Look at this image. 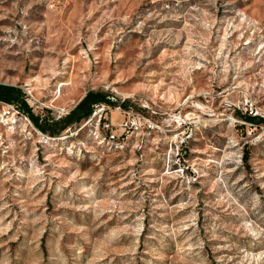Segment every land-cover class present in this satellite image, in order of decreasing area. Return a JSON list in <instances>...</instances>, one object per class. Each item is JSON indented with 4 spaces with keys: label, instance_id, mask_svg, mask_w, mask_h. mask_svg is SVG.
<instances>
[{
    "label": "rangeland",
    "instance_id": "1",
    "mask_svg": "<svg viewBox=\"0 0 264 264\" xmlns=\"http://www.w3.org/2000/svg\"><path fill=\"white\" fill-rule=\"evenodd\" d=\"M0 83L115 104L0 100V264H264V0H0Z\"/></svg>",
    "mask_w": 264,
    "mask_h": 264
},
{
    "label": "trees",
    "instance_id": "2",
    "mask_svg": "<svg viewBox=\"0 0 264 264\" xmlns=\"http://www.w3.org/2000/svg\"><path fill=\"white\" fill-rule=\"evenodd\" d=\"M0 100L18 103L22 111L29 116L35 126L42 132L50 135H57L61 130L88 118L92 114L94 107L98 104L103 103L115 106L106 94L90 90L67 114L58 119H52L47 116L41 120L38 115L32 112L28 103L22 98V90L19 87L0 83ZM246 119L251 121L255 118L253 116H246Z\"/></svg>",
    "mask_w": 264,
    "mask_h": 264
},
{
    "label": "built area",
    "instance_id": "3",
    "mask_svg": "<svg viewBox=\"0 0 264 264\" xmlns=\"http://www.w3.org/2000/svg\"><path fill=\"white\" fill-rule=\"evenodd\" d=\"M127 122L125 121V122H123L122 123V125H123V127H125V126H127ZM104 127H105V129L107 130V131H110V132H112L113 131V126H112V124L110 123V122H105L104 123Z\"/></svg>",
    "mask_w": 264,
    "mask_h": 264
}]
</instances>
